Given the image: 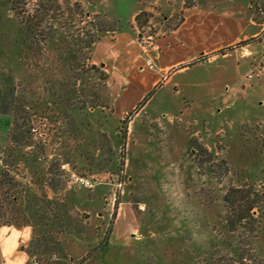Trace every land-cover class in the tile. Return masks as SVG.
<instances>
[{
    "label": "rangeland",
    "instance_id": "rangeland-1",
    "mask_svg": "<svg viewBox=\"0 0 264 264\" xmlns=\"http://www.w3.org/2000/svg\"><path fill=\"white\" fill-rule=\"evenodd\" d=\"M57 1L60 5L66 2ZM67 1L115 23L118 33L126 31L136 39L141 33L146 64L150 70L156 68L154 40L175 22H167L156 12L155 4L158 1L165 8L177 0ZM184 1L189 5L203 0ZM249 1L245 0L249 11L264 28V16H258ZM34 2L29 3L31 8ZM138 10L150 15L136 22L132 15ZM88 22L85 19L83 24ZM111 34L106 37H113ZM22 38L18 18L0 0L2 89L17 87L30 78L21 63ZM263 67L264 55L247 78L260 76ZM99 77L98 73L87 75L78 87L89 92L103 83ZM107 85L111 96L107 106L112 111L88 107L77 112L55 104L56 98L42 90L41 95H22L27 101L26 122L17 115H0V172L4 139L14 120L31 138L30 145L21 149L26 158L20 166L36 200L31 214L38 212L32 227L31 261L264 264V107L255 105L251 115L242 113L237 122H231L226 113L219 115L220 109L215 108L211 114L199 116L190 104L186 108H192L191 116L184 117L182 112L167 116L164 114L176 113L181 102L166 98L161 104L166 92L162 90L148 107L137 109L136 115L121 116L115 112L114 97L126 81L115 73ZM17 94H22L18 88ZM247 99L251 103L253 98ZM124 132L125 147L120 140ZM244 187H254L257 194L255 221H244L231 231L224 196L230 188ZM252 222L258 223L254 236L249 233ZM238 249L242 259H238ZM83 256L90 262L79 261Z\"/></svg>",
    "mask_w": 264,
    "mask_h": 264
},
{
    "label": "crops",
    "instance_id": "crops-1",
    "mask_svg": "<svg viewBox=\"0 0 264 264\" xmlns=\"http://www.w3.org/2000/svg\"><path fill=\"white\" fill-rule=\"evenodd\" d=\"M178 2L165 8L158 1L155 4L156 12L167 22L178 15L182 18L176 29L161 31L155 38V69L146 64L141 33L136 39L126 31H115L108 33L113 37L106 34L94 45L93 64L109 79L117 73L126 81L114 97L115 112L136 115L137 109L148 107L162 90L166 92L161 104L166 98L181 102L177 112L165 113L167 116L180 112L191 116L192 108L202 116L215 108L220 109L219 115L226 113L231 122H237L240 114L251 115L255 105L264 107V67L260 76L247 78L264 55V28L255 21L245 0ZM141 13L138 10L132 18ZM251 97V103H246ZM187 104L192 108H186ZM33 237L32 227L0 226V264H30Z\"/></svg>",
    "mask_w": 264,
    "mask_h": 264
},
{
    "label": "trees",
    "instance_id": "trees-1",
    "mask_svg": "<svg viewBox=\"0 0 264 264\" xmlns=\"http://www.w3.org/2000/svg\"><path fill=\"white\" fill-rule=\"evenodd\" d=\"M32 1L35 2L31 8L29 3ZM252 4L258 16L263 18L264 2L258 4L252 0ZM3 5L9 7L18 18L19 30L23 36L21 63L28 68L30 78L18 82L17 87L14 85L8 89L0 88V115H17L18 120L26 122L27 101L22 95H41L42 90L56 98L55 104L73 108L77 112L82 113L88 107L95 111H112V108L107 106L111 101L107 85L109 76L93 64L92 49L106 34L116 31L115 23L103 19L100 15L85 12L79 3L72 7L67 0L63 5L57 0H3ZM148 15L150 14L146 12L141 13L136 17V22ZM85 19L89 21L87 24H83ZM172 21L175 22L172 29H176L182 23V18L178 15ZM96 73L103 82L95 88L97 90L93 88L88 92L78 87L85 76ZM17 88L22 92L21 96L17 94ZM123 124L126 125V122ZM23 128V125L14 120L4 139L0 172L1 227H33L34 222L38 221V212L31 214L36 207L35 197L30 195L26 176L20 173V166L25 165L26 158L21 149L30 145L31 140L29 133ZM120 140L125 147L126 132L120 135ZM194 143H191L192 147L195 146ZM250 189L252 190L245 187L230 188L224 196L228 212L226 222L231 231H236L238 226L242 227L244 221L255 219L253 213L256 209L257 194L253 190L254 187ZM50 208L54 209L52 205ZM54 211L55 209L51 212ZM257 224L249 223L251 236L255 235ZM35 249L34 252L38 253V249ZM238 251V259H242V250Z\"/></svg>",
    "mask_w": 264,
    "mask_h": 264
},
{
    "label": "built area",
    "instance_id": "built-area-1",
    "mask_svg": "<svg viewBox=\"0 0 264 264\" xmlns=\"http://www.w3.org/2000/svg\"><path fill=\"white\" fill-rule=\"evenodd\" d=\"M86 186H91L90 182H84ZM33 261V262H32ZM31 261V264H38L35 258Z\"/></svg>",
    "mask_w": 264,
    "mask_h": 264
}]
</instances>
